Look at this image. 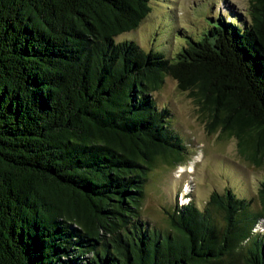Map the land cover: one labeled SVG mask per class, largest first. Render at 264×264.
<instances>
[{
    "label": "trees",
    "instance_id": "16d2710c",
    "mask_svg": "<svg viewBox=\"0 0 264 264\" xmlns=\"http://www.w3.org/2000/svg\"><path fill=\"white\" fill-rule=\"evenodd\" d=\"M150 1L0 0V264H264V179L256 209L226 187L164 227L141 214L154 164L184 149L153 94L166 76L264 170V0L173 60L114 39Z\"/></svg>",
    "mask_w": 264,
    "mask_h": 264
},
{
    "label": "rangeland",
    "instance_id": "374dc122",
    "mask_svg": "<svg viewBox=\"0 0 264 264\" xmlns=\"http://www.w3.org/2000/svg\"><path fill=\"white\" fill-rule=\"evenodd\" d=\"M149 5L150 12L135 30L114 39L135 40L143 50L159 51L173 60L189 37H198L218 20L247 22L249 0H151ZM153 94L159 106L166 105L171 111L170 126L184 149L179 164L158 160L149 172L142 217L157 227L167 226L166 211L175 205L192 201L201 208L213 191L222 193L226 187L252 198V206L258 208L255 196L264 170L240 156L234 138L221 136L219 130L209 131L194 98L180 90L170 76ZM256 229H264V218Z\"/></svg>",
    "mask_w": 264,
    "mask_h": 264
}]
</instances>
